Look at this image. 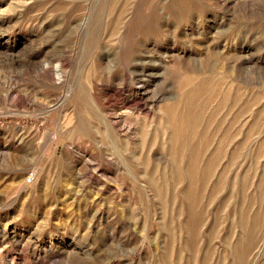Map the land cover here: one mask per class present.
Listing matches in <instances>:
<instances>
[{"label": "rangeland", "instance_id": "1", "mask_svg": "<svg viewBox=\"0 0 264 264\" xmlns=\"http://www.w3.org/2000/svg\"><path fill=\"white\" fill-rule=\"evenodd\" d=\"M0 264H264V0H0Z\"/></svg>", "mask_w": 264, "mask_h": 264}, {"label": "built area", "instance_id": "2", "mask_svg": "<svg viewBox=\"0 0 264 264\" xmlns=\"http://www.w3.org/2000/svg\"><path fill=\"white\" fill-rule=\"evenodd\" d=\"M35 177H36V175H35V172L34 171L29 172L26 175V177L24 178V183L26 185L32 184L35 181Z\"/></svg>", "mask_w": 264, "mask_h": 264}]
</instances>
